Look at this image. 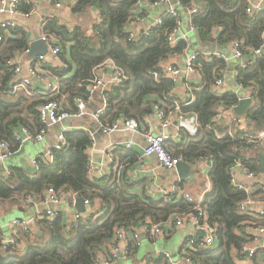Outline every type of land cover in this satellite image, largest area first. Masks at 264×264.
I'll return each mask as SVG.
<instances>
[{"label": "trees", "instance_id": "obj_1", "mask_svg": "<svg viewBox=\"0 0 264 264\" xmlns=\"http://www.w3.org/2000/svg\"><path fill=\"white\" fill-rule=\"evenodd\" d=\"M139 1L142 0H77L71 9L73 13L84 17L90 10L98 11V20L90 28L84 22L67 25L57 17L47 19L42 31L57 39L58 57L64 66L45 67L47 74L57 82V88L46 94L28 86L15 88L12 81L14 65L9 61L28 48L29 34L22 27L11 29L10 33L3 32L0 42V141H5L12 152L17 151L20 147L16 139L19 128L34 133L42 127L38 120V108L42 103L57 100L63 107L73 110L75 97L86 99L91 96L89 85L95 77V67L111 60L121 70L123 78L120 83L107 85L103 90L102 121L111 123L123 116L144 125V118L152 113L154 102L170 112L175 110L174 100L180 103L179 112L195 118V130L191 132L181 126V141H167L166 147L172 149L174 156H181L190 164L195 165L204 159L210 162V187L203 194L201 207L206 212L207 223L215 228L214 243L204 246L194 242L193 248L185 245L180 251L196 264H264V259L243 252V246L254 237L247 227L264 226V215L250 208L244 211L239 208L242 201L253 199L258 193L234 187L230 173L236 162L258 173L256 160L248 157L247 151L264 148L255 147L254 140L239 132V127L245 126L250 134L264 129V54L255 57L249 67L238 68V82L253 81L257 85L252 95L254 103L243 116L246 122L238 126L232 123L233 135L218 138L215 131L223 132L228 128L226 122L221 123V118L226 120L222 111H231L239 101L235 93L217 94L211 89L216 72L223 70L227 62L222 56H213L209 61L200 59L199 81L186 79L184 85L188 97L185 100L177 98L174 94L176 84L165 76L159 61L178 56L187 48L184 40L179 39L174 45L167 40L174 29L181 27L180 15L177 9V16L163 10L160 23L154 25L148 34L142 31L137 38L131 37L129 25L138 17L134 8ZM145 1L154 3L160 0ZM177 2L185 11L192 2L200 8L198 13L188 15V24L195 29L202 44L214 42L224 49L232 42H239L243 55L251 57L250 51L264 42V9L247 20V0ZM18 8L29 12L32 3L21 0ZM145 14L147 12L139 15ZM217 25H222V29L214 37ZM219 111L220 119L214 120ZM61 134L64 145L52 147L51 163H45L38 156L35 172L13 166L8 173L0 174V214L13 209L25 211L30 201L39 202L45 190L52 186L88 199L92 207L89 218L78 220L69 227L64 214L39 218L35 223L37 233L31 234L16 227L17 242L6 246L3 244L6 233L0 228V264H92L98 252L110 244L115 228H137L145 223L146 218L152 223H161L194 210L195 204L183 199L170 201L164 197L140 196L131 190V185L118 182L115 171L100 178L89 175V132L63 130ZM113 156L119 165H128L137 159L124 147L114 150ZM20 242L23 247L18 245ZM136 249L135 242H129L128 253ZM146 263L168 264L163 255L148 257Z\"/></svg>", "mask_w": 264, "mask_h": 264}, {"label": "built area", "instance_id": "obj_2", "mask_svg": "<svg viewBox=\"0 0 264 264\" xmlns=\"http://www.w3.org/2000/svg\"><path fill=\"white\" fill-rule=\"evenodd\" d=\"M21 0H0V14L8 13L12 15L13 17H19V18H28L32 13L36 11V9L39 7L41 3H45L51 6H54L56 8H60L63 6H67L72 9V7L76 4L77 0H30L32 3V9L29 12H23L21 9H19V3ZM145 1V0H142ZM234 1V0H232ZM147 7H156L159 6L163 2H168L169 6L164 9L165 13H169L170 15L177 16L176 13V7L172 0H160L158 2L154 3H148ZM140 3L137 2L136 5ZM262 3V4H261ZM264 0H260L256 5L248 4L246 7V15L247 20L253 19V17L261 10L264 9ZM188 15H192L194 13H198L200 11V8L196 3H190L189 7L186 9ZM15 19V18H14ZM160 23V16L153 19L151 24L147 26V28L144 30V34H148L150 32V29ZM45 24V21L41 22V28ZM20 24L15 20H9V21H3L0 22V42L3 39V32L10 33L11 29L19 27ZM190 30L195 29L193 27H189ZM222 29V25H217L214 29V37L217 35L218 31ZM179 32H181V35H179ZM133 34V33H132ZM131 37L137 38L133 36ZM39 37L44 40L48 46L49 54L53 58H58V54L60 53V48L57 43V39L55 36L46 35V34H39ZM262 37L264 39V32L262 34ZM184 40L186 43H188V37L186 34L182 33L180 28L174 29L168 36L167 40L170 45L176 44L178 40ZM229 48L232 51V55L234 58L239 59V67L245 68L249 67L253 64L254 58L259 57L260 55L264 54V42L263 44L256 48L252 49L250 52L252 54L251 57H245L243 55V52L240 50L239 42H232L228 45ZM30 49V43L28 44V48H26L23 52L13 56L12 60L9 61L10 64L14 65V75L12 78L13 83L15 84V88L22 89L25 87L34 88L35 83L39 82L46 86V89L49 91H54L57 88V82L56 79L52 81V78H50L47 75V71L45 70V67L48 66L45 59L46 57L43 55H38L36 57L35 62L31 65L29 68V77H24L17 79L18 74L20 72L21 68V57L24 54H28ZM213 56H222L220 53L212 50H204V51H195L192 52L188 58L186 59L185 65L187 68V74L188 75H199L198 67L200 66V59L204 60H211ZM223 57V56H222ZM111 61V60H108ZM159 66L163 68L164 74L166 77L170 78L175 83L179 80L182 81V83L185 84V80L180 77V70L178 67L173 66L170 63H165V61H159ZM106 63V62H105ZM103 63V64H105ZM112 63V61H111ZM103 64L98 65L94 69V79L93 82L89 85V90L92 92L97 87L104 88L107 85H116L122 81L123 74L121 70L116 68L114 64L112 63V73L110 78L104 79L102 76L96 75L97 69H100V67L103 66ZM184 80V82H183ZM239 86L243 89H246L248 91V97L252 98L253 93L257 90V85L253 81H249L246 83L238 82ZM186 85V84H185ZM224 87L223 84V70L219 69L216 72V79L212 84V91L214 93L220 94L222 92V89ZM88 99H83L81 97H75L73 99V110L67 109L62 106V104L57 100H47L44 103H42L38 110H39V116L38 120L39 123L42 125L40 130L38 132H31L27 130L24 127H21L16 132V139L20 142V146L23 145L24 142L27 141H33V142H41L44 139V136L47 132V128L50 125H57L60 124L64 120L68 119H77L81 118L85 115ZM175 104V110L166 112L163 109H161L157 102H154L152 104V113L145 116L147 119L150 116H154L159 119V122L162 127H167L169 123L171 122V118L177 119V132L180 133V128L183 125V121L185 119V114L179 112L180 103L178 100H174ZM105 107V100L103 99V105L102 107L97 110L93 114V117L95 121L97 122V129L102 132L103 134L110 135L111 133L115 131H125V132H138L141 137L143 138V148H142V157H150L153 156L156 161L165 169L168 170H174L176 168V165L183 161L181 156H174L172 154V149H168L166 147V142L171 140L168 135L165 134H156L153 132L152 128L150 126L143 127V123L141 124L137 120L133 118H125L123 116L116 118L111 123L104 122L100 119V115L102 114ZM221 117V111L218 112V114L213 118L214 120L220 119ZM144 118V120H145ZM232 123L235 126H238L240 123L239 117H233ZM235 131L233 129H229L226 132H217L215 131V134L218 138L224 137L226 135H233ZM258 137L264 138V131L260 132ZM58 141L55 148H60L64 145V138L62 134L60 133L57 137ZM90 140L91 145L94 141V135L90 134ZM181 141V137L179 139H173L174 143H179ZM53 147V146H52ZM52 147L46 149L43 154L41 155L42 160L45 163H51L53 161V153H52ZM125 148L130 150V142L126 143ZM13 152L9 149L8 144L5 141H0V163L8 156H11ZM105 158L107 160H111V153L104 152ZM37 165V161H34ZM237 165H241L240 162H236L233 166L230 168L231 173V183L234 187L239 188L241 190H245V187L240 185L235 180V175L233 173V168ZM242 166V165H241ZM243 167V166H242ZM87 169L89 175L93 173V164L91 159H88L87 163ZM247 175L252 176L253 172L247 170ZM160 192L163 194V196L166 197L167 200L174 201V200H180L183 199L187 202L195 204L194 210L187 212L183 215H179L175 218H171L167 221L161 222V223H152L149 218L145 219V223L142 225L144 226V229L146 232H148L150 235L153 236H160L166 233L169 227H179L183 224H190L195 229H199L204 231V237L203 239H200V244L204 246H211L214 243V227H212L209 223L206 221V212L201 207L202 197H194L191 194L185 192L182 190L181 187L177 185H171L167 188H161ZM80 196H77L74 193L71 192H65L63 190H56L52 186H49L44 194L42 199L40 200L41 204L46 207L45 209H40L36 212L32 218H29L27 220H20L15 219L11 222V227L13 229V232L11 233L9 238H5L3 244L6 245H13L17 242L16 236L14 234L15 228H20L22 231H30V233H34L31 229V225H35L37 219L42 217H56L57 215H60L61 212L49 207L51 205H58L60 203L65 202L70 208H74L75 202L77 198ZM82 198V197H81ZM84 205H89L91 202L88 201V199L82 198ZM253 203V199L248 198L245 201H242L239 205V208L241 210L248 209L249 205ZM260 214L264 215V211H261ZM89 218L88 216H84L83 213L80 212H73V216L70 222H68V227L70 224L72 225L78 220H83ZM248 230H250L254 237L250 242H247L243 246V252L246 253L248 256H254L258 257L259 259H264V238H261V235H264V226H257V227H247ZM126 238H131L133 241H135L137 244L140 243V236L137 232V228L129 227L128 229H125L123 227H117L114 230L113 238L111 239L110 245H114L115 242L119 241L120 239L124 240ZM186 241V246L189 248H193L194 240L192 238H189ZM21 242L18 244L21 247ZM115 248L109 249V253L106 250V255L98 252L97 259L92 264H114L116 262V255L114 253ZM163 256L167 259L168 264H196L194 261H192L186 254L183 253V251H180L178 253V257L172 255L169 252L163 253ZM138 264H147L146 261H141Z\"/></svg>", "mask_w": 264, "mask_h": 264}, {"label": "crops", "instance_id": "obj_3", "mask_svg": "<svg viewBox=\"0 0 264 264\" xmlns=\"http://www.w3.org/2000/svg\"><path fill=\"white\" fill-rule=\"evenodd\" d=\"M248 4L256 5L260 0H247ZM262 4V3H261ZM264 6V5H263ZM156 7H147V4L145 1H140L138 5L135 6V12L138 16L135 21H133L129 25V31L130 34H132L135 37H138V35L147 28L149 24H151L152 20L159 17L161 15V12L163 10H160L157 16H153V12H151ZM141 12H147V14L140 16L139 14ZM57 17L60 19V22L67 25H73L78 22H84L87 26L90 28V25L93 24V22L98 20V11L97 10H90L89 14L84 17H81L75 13L72 12L71 8L67 6H63L60 8H56L54 6L41 3L39 7L36 9L34 13H32L28 18H19V17H13L12 15L8 13L0 14V22L3 21H9V20H15L17 21L20 26L24 28V30L29 34V43H31L33 39V34L37 32L38 34L42 35L43 31L41 28V22L46 21L47 19ZM15 18V19H14ZM189 28V24L187 26ZM180 30L182 33L186 34L188 37V43L187 48L184 51H187L189 49V46H192V41L190 36L183 30L182 24L180 27ZM195 34V40L202 46H216V48H219L217 50H212L220 53L227 62V66L223 68V84L224 87L222 89V92H232L235 93L238 97V99L243 97H248L249 93L246 89H243L239 86L237 74H238V68H239V59L234 58L232 55V51L227 46L226 48L222 49L216 43L211 42L208 44H202L199 42L196 31L191 30ZM214 38V37H213ZM193 52L198 51L195 47L192 46ZM211 50V49H206ZM204 51V50H203ZM201 52V51H200ZM181 55V54H180ZM173 56L169 57L165 63H170L173 66H176L179 68V57ZM47 65H51L54 67H63V63L61 59L53 58L49 53L45 56ZM36 60V58H35ZM35 60L30 59L28 54H24L21 57V68L20 72L18 74L17 79L29 77V68L31 65L35 62ZM180 70V69H179ZM112 73V63L111 61H106L105 64H103L100 69H97L96 75L102 76L104 79L110 78ZM48 75V74H47ZM49 76V75H48ZM52 78V81H54V77L49 76ZM200 75H186L183 79L192 80L194 82L199 81ZM54 79V80H53ZM183 80V82H184ZM55 82V81H54ZM236 85L234 86V84ZM33 89H37V92L46 94L49 92V90L46 89V86L42 83L36 82L35 87ZM240 91L242 93L240 94ZM103 90L100 87H97L91 92V96L88 99L85 115L81 118L72 119V121H69L68 119L66 122L67 124H64V121H62L60 124H55L54 132L52 134V138L55 141V144L58 141L57 137L60 134L59 126L63 125L64 130H85L89 132V134L94 135V141L91 147L89 146L87 148L89 158L92 161L93 164V173L91 176L95 178H100L105 175H108L112 172H114L115 179L118 180V182L123 183L124 185H131V190L138 194V195H149L153 198H166L163 196V194L160 192L161 188H167L171 185H177L182 188L185 192L191 194L194 197H203L204 192L210 187V181L208 177V171L210 168V162L206 159L197 162L195 165L188 163L191 168L190 172L187 174L186 179L179 178L177 175L176 170L174 169V178H165L162 175L158 173V166L160 165L156 159L153 156L150 157H142V148H143V138L138 132H132L133 135H128L129 132H127V135H122V131H115L110 135L103 134L97 129V122L95 121L93 114L99 110L103 105V96H102ZM174 94L177 98L180 100H185L186 97H188V93H186L185 85L182 83L181 86L175 87ZM250 106L254 103L253 98ZM249 106V107H250ZM74 107V106H73ZM233 108L230 111H222V115L226 120L221 118V123H227L228 128L224 130L223 132L233 129L232 128V119L234 116ZM246 113V112H245ZM236 115V114H235ZM245 115V114H244ZM238 116L240 118V123L244 124L246 122L245 117ZM69 122V123H68ZM177 119L171 118V122L167 127H162L159 119L150 116L147 119L144 120V126H150L154 131H157L158 134H165L168 135L170 138H172L170 141H173V139H179L181 137L180 133L177 132L176 128ZM143 126V127H144ZM186 127L189 131L193 132L195 130V118L193 115H186L185 119L183 121V125ZM174 128V129H173ZM169 129V131H168ZM159 130V131H158ZM235 130V129H233ZM239 132H241L244 136H247L249 138H252L255 142V147H262L264 148V138L258 137L260 132H263L264 129L256 131L254 134H250L248 131H246L245 126L239 127ZM49 134V127L47 128V132L44 136L45 140L46 136ZM256 140V141H255ZM41 141V142H42ZM169 141V140H168ZM130 142V152L134 153L137 157L136 161L133 163H129L128 165H119V163L116 162L113 154L114 150H116L118 147H124L126 143ZM26 142L23 143L19 147V149L13 154L18 153L19 151L23 150L24 145ZM50 148V146H47L46 149ZM45 149V150H46ZM104 152L111 153L112 157L111 160H107L105 158ZM12 154V155H13ZM43 153L37 154L32 160H30L27 163H16L13 164V166H19L23 167L24 169L29 170L31 173L35 172L37 169V165L34 162L38 156H41ZM11 155V156H12ZM261 155L264 157V149L258 148L257 151H247L248 157H253L256 160V164L258 166V173L253 172L252 176L247 175V171L244 167L241 165H237L233 168V173L235 175V180L242 186L245 187L247 192H257L258 195H256L253 198V203L249 205L248 209H252L255 212H261L264 211V173L260 171V160L258 159V156ZM124 160H127L126 158ZM161 166V165H160ZM125 167L127 169L125 170ZM123 171V174H122ZM2 172H0L1 174ZM202 199V198H201ZM91 204V203H90ZM89 204V205H90ZM60 205H64L66 209L59 208ZM65 202L60 203L58 205H51L49 207L61 212V214L65 216V220L67 222H70L73 216V212L75 210H72ZM89 205H85L87 207V210L83 213L84 216H88V214L91 212L92 207ZM94 205H97V202L94 203ZM41 202L39 201H30L28 208L25 211H21L18 209H13L7 214L1 213L0 217H6L7 223L6 226L3 227V225H0L1 229H8V233L6 232V237L9 238L11 233L13 232V229L11 227L12 220L20 219V220H27L29 218H32L36 214V212L40 209H45ZM247 210V209H246ZM23 215V216H21ZM31 229L34 233L38 232L36 225H31ZM199 229H195L190 224H183L179 227H169L166 233L160 236H153L150 235L148 232L145 231L144 226L140 224L137 227V232L140 236V243L137 244L135 241V245L137 246V249L133 253H128L127 248L129 245V242H133L131 238H126L124 240L120 239L119 241L115 242V244L112 246L110 244L104 246V251L107 250L109 253V249L115 248V255H116V262L114 264H138L141 261H146V258L148 257H156L159 255H163L165 252H169L172 255L178 257V253L180 252V249L183 248V246L186 245V241L189 238H192L195 242H199L200 239H203L204 237V231L202 236L195 240V234ZM261 238H264V235H261ZM163 245L168 246V249H163ZM24 245L21 244V247ZM104 251H101V253ZM257 259H259L257 257Z\"/></svg>", "mask_w": 264, "mask_h": 264}, {"label": "rangeland", "instance_id": "obj_4", "mask_svg": "<svg viewBox=\"0 0 264 264\" xmlns=\"http://www.w3.org/2000/svg\"><path fill=\"white\" fill-rule=\"evenodd\" d=\"M169 6L168 2H163L157 8L153 9L151 12H153V16H157L160 10H164ZM175 7L178 11V14L180 15L181 21H182V27L183 30L190 36L191 41H192V46L195 47L198 51H203L206 49H211V50H217L219 48H216V46H202L200 45L195 39V34L193 31H191L187 26H188V14L186 13L185 9L179 4L176 3ZM192 46H189V49L187 51H184L180 55L179 59V69H180V77L184 78L187 75V68L185 65L186 59L188 56L193 52ZM236 83L234 84V86ZM242 91H240V94ZM69 121H72L70 119ZM69 123V122H68ZM64 124H67L66 121H64ZM54 127L55 125H50L49 126V134L46 136L45 140L42 142H33V141H27L24 145L23 150L19 151L16 154H13L12 156L6 157L1 163H0V172L2 173H8V171L13 167V164H18V163H27L32 158H34L37 154L43 153L46 149L47 146H55V141L52 138V134L54 132ZM174 129V128H173ZM159 131V130H158ZM169 131V129H168ZM154 133L158 134L157 131H154ZM112 134V133H111ZM122 135H127V132L122 131ZM130 136L133 135L132 132H129ZM57 142V140H56ZM158 173L162 175L165 178H174V172L173 170H168L165 169L162 166H158ZM67 206V205H66ZM68 207V206H67ZM59 208L61 209H66L64 205H60ZM23 216V215H21ZM7 223V218L6 217H0V225H3V227L6 226ZM4 232L8 233L7 228H3ZM163 249H168V246L163 245Z\"/></svg>", "mask_w": 264, "mask_h": 264}, {"label": "water", "instance_id": "obj_5", "mask_svg": "<svg viewBox=\"0 0 264 264\" xmlns=\"http://www.w3.org/2000/svg\"><path fill=\"white\" fill-rule=\"evenodd\" d=\"M172 2L176 3L177 0H172ZM179 35H181V32H179ZM48 53H49V49H48L46 42L39 37V34L37 32H35L33 34V39L30 43V49L28 52L29 58L33 60L38 55L46 56ZM175 84L177 86H181L182 81L179 80ZM251 102H252V99L250 97L240 98L237 105L234 106L233 112L238 116L244 115L245 112L247 111V109L249 108ZM65 121H67V120H65ZM63 130H64L63 125H60L58 131L61 133ZM258 159L260 160V171L262 173H264V157L259 155ZM190 168H191V166L187 162L180 161L176 165L175 170H176L179 178L186 179L187 174L190 172ZM72 210H75L76 212H80V213H84L87 210V207L83 204L81 197L77 198L75 205H74V208H72ZM202 234H203V232L198 230L195 234V240H198L202 236Z\"/></svg>", "mask_w": 264, "mask_h": 264}]
</instances>
